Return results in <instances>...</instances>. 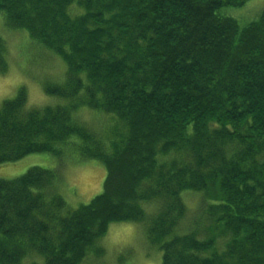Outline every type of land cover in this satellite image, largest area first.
I'll use <instances>...</instances> for the list:
<instances>
[{"label": "trees", "instance_id": "1", "mask_svg": "<svg viewBox=\"0 0 264 264\" xmlns=\"http://www.w3.org/2000/svg\"><path fill=\"white\" fill-rule=\"evenodd\" d=\"M248 1L0 0L1 26L67 68L42 84L64 105L28 108L23 87L1 102L0 165L74 154L105 170L75 209L59 165L0 178V264H83L121 222L142 226L161 264H264V8L241 29L219 14ZM7 52L0 36V74Z\"/></svg>", "mask_w": 264, "mask_h": 264}, {"label": "rangeland", "instance_id": "2", "mask_svg": "<svg viewBox=\"0 0 264 264\" xmlns=\"http://www.w3.org/2000/svg\"><path fill=\"white\" fill-rule=\"evenodd\" d=\"M263 8L264 0H249L241 7L222 8L219 14L233 17L241 29L255 20ZM70 12L77 13V8L72 7ZM0 36L5 40L8 50V68L0 74V104L14 98L19 88L23 87L28 108L64 105L66 100L47 95L42 84L43 80L49 79L53 84L62 85L67 70L65 64L51 55L33 58L27 52L32 47L27 44L30 38L25 31L5 30L0 24ZM76 113L91 128L96 129L100 125L96 118L99 117L98 113L84 109ZM33 166L47 170L59 167L61 187L58 191L70 208L88 204L102 192L105 177L102 165L94 160H78L74 154L61 160L51 154L28 155L14 163L0 165V178H17ZM194 193H185L182 197L187 208L193 209L200 202L199 193ZM97 246L102 253L91 252L83 264H161V251L149 245L142 226L137 223L110 224ZM41 260L38 257L34 260L26 258L22 264H43Z\"/></svg>", "mask_w": 264, "mask_h": 264}]
</instances>
